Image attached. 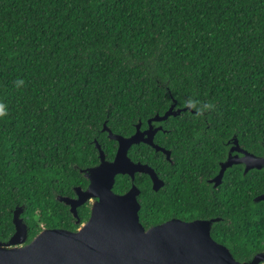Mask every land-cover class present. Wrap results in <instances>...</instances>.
<instances>
[{
  "label": "trees",
  "instance_id": "1",
  "mask_svg": "<svg viewBox=\"0 0 264 264\" xmlns=\"http://www.w3.org/2000/svg\"><path fill=\"white\" fill-rule=\"evenodd\" d=\"M172 103L191 107L156 122L167 130L155 141L174 162L144 143L129 152L175 182L155 191L136 175L146 227L218 214L212 193L202 207L198 177L213 174L234 135L263 151L264 0H0V239L14 231L16 204H26L30 237L55 226L59 213L62 227L76 228L54 191L86 186L80 168L98 162L95 140L113 158L117 141L104 122L130 135ZM129 186L118 174L114 190ZM220 199L224 219L212 236L236 256L251 255L260 244L248 214L231 217L238 196ZM79 213L84 220L89 207ZM227 216L242 220L237 234Z\"/></svg>",
  "mask_w": 264,
  "mask_h": 264
},
{
  "label": "water",
  "instance_id": "2",
  "mask_svg": "<svg viewBox=\"0 0 264 264\" xmlns=\"http://www.w3.org/2000/svg\"><path fill=\"white\" fill-rule=\"evenodd\" d=\"M174 104L165 113L150 118L148 129L141 131V122H138L136 131L129 136L113 132L104 122L103 130L118 142L114 158L106 159L101 144L95 140L99 163L80 168L88 179L87 187L77 184V197L59 196L62 202L70 205L77 223L81 221L78 205L93 198L88 219L77 229H42L25 242L29 226L20 216L24 204H17L13 216L15 231L9 239L0 240V264H264V254H257L251 261H240L229 247L217 241L211 230L218 218H171L145 227L139 216V187L133 183L123 193L113 189L117 174L127 173L134 180L137 171L148 172L155 189L162 185L155 170L146 163L132 160L128 150L132 144L144 141L169 155L168 150L154 143V135L162 125L153 127V122L189 108L188 105L174 108ZM234 141L238 142L236 136ZM232 159L230 154L222 163L216 183ZM261 199L264 194L257 197Z\"/></svg>",
  "mask_w": 264,
  "mask_h": 264
},
{
  "label": "flooded vegetation",
  "instance_id": "3",
  "mask_svg": "<svg viewBox=\"0 0 264 264\" xmlns=\"http://www.w3.org/2000/svg\"><path fill=\"white\" fill-rule=\"evenodd\" d=\"M186 105H188V107L191 108L188 103ZM174 108H181V107H175V104H174ZM156 122H158V121L153 122V127L162 125V124H159V123L156 124ZM148 127H149V125H147V126H142L141 125L140 126V130L144 131V130L148 129ZM159 130L165 131L167 129H165L162 126V128H159L158 131ZM131 134H133V133H131ZM125 136H129V135H125ZM153 140H154V143L157 146H161L164 149L168 150L169 151V155H167V153L164 150H162V149L157 150L156 147L151 145L150 143H147V142H144V141H140L139 143H144L146 145H149V146L153 147L154 151H161L163 153L164 157L167 160H169L170 163H173L174 161L172 160V150L170 148L165 147V146L159 145L155 141V135H154V139ZM234 140H235V135L226 142L227 148H226L225 158H223V159L221 158V159L217 160V165L214 166V168L212 170H210V171L213 172V174L212 175H205L206 174V170H205L203 174L199 175V177H198V181L200 182L199 194H200V197H201L202 207L205 206V197L207 196V194H209V193L214 194L215 200H216V208H217L218 214L215 217H208V218H218L214 222H217V221H220V220L224 219V217H222V215H221L223 213L221 211V199H220L221 195H227V194L232 195L233 194L235 196H238L239 199H238V201L236 203H234L233 214H231V217L235 216L238 213L239 214L240 213H247L248 216H249V221L251 223L250 227H249V230H250L249 232H250V234L252 236L254 235V238H256V242L258 244H260V246L255 251H253L252 254L249 255V256L246 255V254L236 256L234 252H232L231 250L230 251H231V253L233 254L234 257H250L249 259H244L242 261H251L252 258L255 257L257 254H264V225L262 226V229H260L257 226V224L264 223V199L257 200V197H259L260 195L264 194V144H262L263 145V151L260 152V153H257V152H254L253 150H251V145L246 147L244 144L240 143L239 141L236 142ZM139 143H134V144L131 145V147L133 145L139 144ZM117 146H118V142H117ZM131 147L128 150L129 157L132 160L136 161V162L146 163L149 166H151L155 170V172L157 173L159 181L162 182V185L158 189H155L153 187L154 181H153L151 175L148 172L137 171L135 173L134 180L132 179V177L129 174H127V173L124 174V175H128L129 178H130V186H129V188L132 186L133 183L136 184L139 187L140 192H139V194L137 196L138 201H139V196L141 194V187L135 182L136 175L138 173H144L145 175L148 176V178H149V182L148 183L151 186V188L153 190H155V191H158V190H160V189H162L164 187H167V186L170 189H174L175 188V182H174L172 176H170L168 179H166L164 176H162L157 171V169L151 163H149L146 160H143L142 157L141 158H137V159L133 158L129 154ZM230 154H231V156L233 158L232 162H231L230 165L226 166L220 181L216 183L215 177L219 174V172L221 170V167H222V163L225 162L228 159V156H230ZM250 154L252 156H250ZM254 155L257 156V157L255 158ZM114 156H113V158H114ZM98 158H99V160H98L97 163H99V161H100L99 155H98ZM113 158L109 159L106 156V159H108V160H112ZM117 175H116V177H117ZM87 181H88V179H87ZM115 182H116V179H115ZM87 185H88V183L86 184V186H83V187H87ZM114 185H115V183H114ZM75 186L73 187V191H74L73 195H71V194H65V195L71 196V197H77V193L75 192ZM113 189H114V186H113ZM127 190H125V191H127ZM54 193H55V201L61 203L62 201L59 199V196L62 193H59V192H56V191H54ZM118 193H123V192H118ZM92 200H94V199L91 198V199H88L85 202L79 204L78 205V212H79V209H80L81 206L86 205V206L89 207V215H90V208H91ZM139 203H140V201H139ZM254 203H255V205H254ZM23 204H24V208L25 209L23 211H21L20 216L23 219V221L27 222V224L29 226L28 227L27 240L25 241V242H28L36 234L33 237L29 236V231L31 230V228H30L31 226L28 223V221H27V219L25 217V214H24L25 211H26V204L25 203H23ZM66 205L68 206L69 211H70V205H68V204H66ZM16 206H17V204L10 208V212L12 214V221H13V216H14V209H15ZM140 210H141V207L139 209V216H140V212H141ZM79 215H80V213H79ZM89 215H88V217H89ZM55 217L58 220L57 224L55 226H46V225L43 224L42 228L40 229V231L42 229H45V228L62 227L60 225V223H61V221H60V219H61L60 213L57 214V216H55ZM88 217H86V218L88 219ZM86 218L84 220H82L81 217H80L81 221L79 223H77L76 222V218L72 214V219H73L74 223L76 224V228H73V229H77L79 227V225L83 221L87 220ZM171 218H180V219H183V220H192V219H194V218L188 219V218H185V217L172 215L170 217L162 219L158 223L166 221V220H169ZM196 218H206V217H196ZM208 218H206V219H208ZM226 218H227V222L228 223H232V227L234 229V232H235V234H237L239 232V227H240V223L242 222V220L237 218L235 221H231V218H229L228 216ZM140 221H141V219H140ZM153 225H155V224H153ZM148 227H150V226H148ZM69 229H71V228H69ZM14 231H15V227H14ZM14 231L11 233V235L14 233ZM11 235L7 239H9L11 237ZM7 239H0V240H7ZM258 264H262V262H259Z\"/></svg>",
  "mask_w": 264,
  "mask_h": 264
},
{
  "label": "clouds",
  "instance_id": "4",
  "mask_svg": "<svg viewBox=\"0 0 264 264\" xmlns=\"http://www.w3.org/2000/svg\"><path fill=\"white\" fill-rule=\"evenodd\" d=\"M4 114V109L2 106H0V115H3Z\"/></svg>",
  "mask_w": 264,
  "mask_h": 264
}]
</instances>
